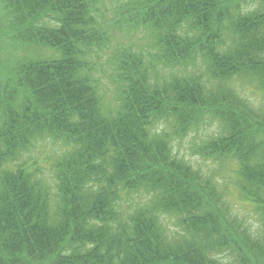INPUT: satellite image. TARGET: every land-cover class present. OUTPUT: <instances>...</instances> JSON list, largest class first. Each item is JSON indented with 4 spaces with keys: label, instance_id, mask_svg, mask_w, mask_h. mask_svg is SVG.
Returning a JSON list of instances; mask_svg holds the SVG:
<instances>
[{
    "label": "trees",
    "instance_id": "16d2710c",
    "mask_svg": "<svg viewBox=\"0 0 264 264\" xmlns=\"http://www.w3.org/2000/svg\"><path fill=\"white\" fill-rule=\"evenodd\" d=\"M121 2L149 39L106 62L112 106L95 0H0V264H264L215 172L237 166L264 224V109L236 88L264 96V0ZM208 124L205 174L173 142ZM41 141L67 148L53 181L27 155Z\"/></svg>",
    "mask_w": 264,
    "mask_h": 264
},
{
    "label": "rangeland",
    "instance_id": "374dc122",
    "mask_svg": "<svg viewBox=\"0 0 264 264\" xmlns=\"http://www.w3.org/2000/svg\"><path fill=\"white\" fill-rule=\"evenodd\" d=\"M96 8L98 9V20L101 24L105 23V26L109 30L113 37L112 42L108 43L104 50H99L97 53L98 64L105 63L103 71L98 73V78L102 81V92L105 93V99L107 102L115 103V98L117 92L113 91V85L111 81L110 67L106 66V62H111V57L122 48H131L136 51L145 49L147 46V41L149 39L143 32L131 31L132 29H127L122 27V23H126L125 18L118 17L116 15L115 9L119 7L122 3L121 0H95ZM247 5H245V8ZM116 22H120V26L117 30L112 31V25ZM109 33V34H110ZM108 34L109 37H111ZM143 56L147 64L151 62L150 59L155 55V51H144ZM110 54H112L110 56ZM101 69V67H99ZM237 90L246 98L250 99L254 106L264 109V96L260 91H258L254 86L246 81H241L236 83ZM216 124H208L203 127L200 131H192L187 136L181 139H176L173 142L174 150L179 156L184 157L192 163L196 168L201 169L205 174L213 170V166L202 160V156L197 155L194 151L198 142L202 137H211L213 132L216 130ZM67 148L59 143H51V141H41L36 143V147H33L28 153V157L39 160L42 165V169L45 171V177L49 181H53L54 174L52 173V165L55 159L60 156ZM219 165V164H218ZM215 166L216 178L222 183V187L227 193L228 203L231 205L232 209L244 217L245 226L253 232L254 234L260 235L263 232V222L261 217L257 216L255 210V204L245 200L238 194L236 179L237 175L234 169L237 167L234 163L224 164L222 166Z\"/></svg>",
    "mask_w": 264,
    "mask_h": 264
}]
</instances>
